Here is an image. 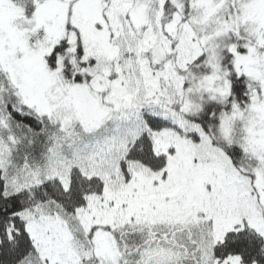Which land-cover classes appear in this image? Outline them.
Wrapping results in <instances>:
<instances>
[{"label":"snow or ice","instance_id":"obj_1","mask_svg":"<svg viewBox=\"0 0 264 264\" xmlns=\"http://www.w3.org/2000/svg\"><path fill=\"white\" fill-rule=\"evenodd\" d=\"M0 264H264V0H0Z\"/></svg>","mask_w":264,"mask_h":264}]
</instances>
